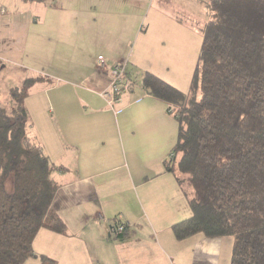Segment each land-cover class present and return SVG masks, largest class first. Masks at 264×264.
<instances>
[{"label":"crops","instance_id":"obj_1","mask_svg":"<svg viewBox=\"0 0 264 264\" xmlns=\"http://www.w3.org/2000/svg\"><path fill=\"white\" fill-rule=\"evenodd\" d=\"M165 1L156 6L154 0H98L85 8L66 3L51 16L13 21L0 37V49L18 67L12 74L21 76V83L43 78L26 98L29 131L64 168L53 173L59 184L53 208L68 229L61 234L41 228L33 241L37 255L58 264L232 261L229 237L198 233L181 240L172 228L191 215L187 193L165 165L180 127L167 102L141 83L147 71L163 79L159 69L169 74L167 30L185 23L186 0ZM197 1L208 7L209 0ZM144 12L150 17L146 30L154 35H143ZM52 40L54 46L46 42ZM124 60L125 86L114 109L99 93L108 86L112 64ZM119 222L127 225L124 237L112 233Z\"/></svg>","mask_w":264,"mask_h":264},{"label":"trees","instance_id":"obj_2","mask_svg":"<svg viewBox=\"0 0 264 264\" xmlns=\"http://www.w3.org/2000/svg\"><path fill=\"white\" fill-rule=\"evenodd\" d=\"M208 2L190 94L150 71L141 83L167 102L180 127L165 165L192 213L172 226L175 237H231V264H264V0ZM41 80L24 79L10 88L9 104L0 101V264L38 257L33 241L41 228L68 229L53 208V173L64 168L29 131L26 98ZM124 225L117 237L127 233Z\"/></svg>","mask_w":264,"mask_h":264},{"label":"rangeland","instance_id":"obj_3","mask_svg":"<svg viewBox=\"0 0 264 264\" xmlns=\"http://www.w3.org/2000/svg\"><path fill=\"white\" fill-rule=\"evenodd\" d=\"M160 1H162L164 5H167L165 0H154V5L157 6ZM32 2H34V4H32ZM95 2H98V0H0V37L6 36L11 31V28H8L10 24L15 25V22L13 21L21 20L22 18H27V20L32 21L37 15H42L43 17L46 15L51 16L50 11H53L52 9H54V7L58 6L59 8H62V5L66 3L69 5H80L77 6L78 8H85V6ZM27 3L32 4L30 9L28 6H24ZM63 7L67 9L66 6ZM77 7H74L75 10H77ZM150 7L151 5L144 8L148 10ZM26 8L29 11H27ZM45 10L49 11V13H46ZM185 10L187 11L185 12L186 14L183 15V12L181 15L185 23L181 27L167 30V46L165 49L169 50L170 56L168 60L170 72L167 74V71H164L163 69H159V71L167 81L160 76L163 80L168 83L170 82L180 91L182 90L184 93L190 94L189 92L192 87L193 76L196 72L195 69L201 51V43L203 40L202 28L205 26L204 24L208 22L210 13L206 4L198 2L197 0H186ZM188 15L190 16L188 17ZM195 16H197V20L194 19ZM149 18L150 17L146 16V12H144L143 17H140V28L144 29L143 35L148 32V36H151L154 35L155 32L151 29L148 31L146 30L150 23ZM107 27L111 28L112 24L108 23ZM109 31V38H112L114 34L111 29H109ZM125 38H128L127 34H125ZM152 38L156 40L154 36ZM46 42L50 44V46H54L55 44L54 40ZM4 53L5 52L0 49V101H3L4 104H9L10 88L15 85H20L22 77L12 74V72L18 67L13 63L11 64L8 59H5L6 54ZM25 60H28L30 63L33 62L32 65H34V60ZM34 75V73H30V76ZM188 191H190L189 186ZM229 238L232 242L233 238ZM230 263L231 261L228 262V264ZM24 264H42L40 255H38V257L32 256Z\"/></svg>","mask_w":264,"mask_h":264},{"label":"built area","instance_id":"obj_4","mask_svg":"<svg viewBox=\"0 0 264 264\" xmlns=\"http://www.w3.org/2000/svg\"><path fill=\"white\" fill-rule=\"evenodd\" d=\"M99 63L102 65H107L104 58L99 60ZM126 60L124 61H115L110 70L108 86L105 87L99 94L102 96L108 103V105L115 109V106L121 101V92L125 86L126 80ZM113 232L116 236L120 235L125 231V225L122 222L116 223L113 227Z\"/></svg>","mask_w":264,"mask_h":264}]
</instances>
